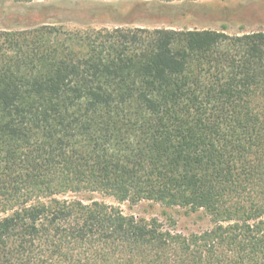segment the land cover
<instances>
[{
  "label": "trees",
  "instance_id": "trees-1",
  "mask_svg": "<svg viewBox=\"0 0 264 264\" xmlns=\"http://www.w3.org/2000/svg\"><path fill=\"white\" fill-rule=\"evenodd\" d=\"M0 264H264V30L0 29Z\"/></svg>",
  "mask_w": 264,
  "mask_h": 264
},
{
  "label": "rangeland",
  "instance_id": "rangeland-1",
  "mask_svg": "<svg viewBox=\"0 0 264 264\" xmlns=\"http://www.w3.org/2000/svg\"><path fill=\"white\" fill-rule=\"evenodd\" d=\"M64 32L100 28L212 29L228 34L264 30V0H0V29L39 27ZM84 202L104 201L136 219L157 218L189 234L211 225L202 210L165 206L152 200L118 202L100 192L69 193Z\"/></svg>",
  "mask_w": 264,
  "mask_h": 264
}]
</instances>
